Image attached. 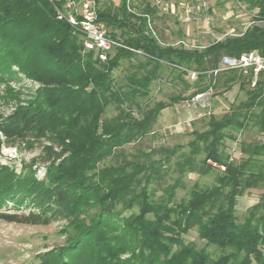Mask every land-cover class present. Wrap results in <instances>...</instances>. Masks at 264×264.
<instances>
[{
    "label": "trees",
    "instance_id": "obj_1",
    "mask_svg": "<svg viewBox=\"0 0 264 264\" xmlns=\"http://www.w3.org/2000/svg\"><path fill=\"white\" fill-rule=\"evenodd\" d=\"M245 1L257 9L254 23L240 35H227L203 48L163 45L147 31L146 19L130 13L124 1L115 7L106 4L99 16L111 36L127 47H117L101 60L57 17L51 1L0 0V82L22 74L38 83L11 113L0 114V149L4 139L42 138L60 148L58 153L54 146L47 148L43 177L31 165L23 164L17 172L0 162L1 219L33 225L65 222V243L37 254V264H264V78L247 89V98L232 112L211 117L209 129L196 131L189 151L177 145L155 152L159 158L145 153L144 160L124 158L99 166L118 157L117 149L150 133L163 109L190 99L212 80L202 73L186 82L194 89L189 96L143 106L140 101L149 96L166 64L186 75L177 66L205 71L224 55L251 50L264 55V0ZM141 9L156 12L148 1ZM139 56L143 59L125 76L126 82L118 83L115 69ZM221 74L227 89L237 82L241 88L251 83V77L238 70ZM110 105L117 113L105 118ZM258 107L260 112L255 111ZM250 122L263 139L240 140L241 156L235 163L226 141L236 136L226 130L243 131ZM178 150L174 167L179 176L156 197L153 183H161ZM209 161L226 169L218 170ZM213 170L217 172L211 185L195 184L176 199L184 174ZM251 189L261 193L240 222L238 197ZM194 227L207 246L230 252L213 258L206 247L186 241Z\"/></svg>",
    "mask_w": 264,
    "mask_h": 264
},
{
    "label": "rangeland",
    "instance_id": "obj_2",
    "mask_svg": "<svg viewBox=\"0 0 264 264\" xmlns=\"http://www.w3.org/2000/svg\"><path fill=\"white\" fill-rule=\"evenodd\" d=\"M146 1L150 0H135L136 8L143 7ZM164 1L171 8L172 13L158 10L154 13L153 21L157 36L163 45L180 46V41L183 40L186 45L182 44V46L187 48H203L225 33L243 32L257 11L250 8L245 0ZM189 15L191 19L187 20L186 17ZM142 59L143 57L139 56L132 60H123L122 65L113 73L117 82L125 83V76L135 70L139 60ZM263 78L264 75L261 74L257 81ZM186 82H191L187 75H179L176 69L166 64L160 71L159 77L152 82L149 96L140 102L143 106L153 107L158 102L168 104L174 97H187L194 89L187 87ZM37 86V82L22 74L0 82V114L11 113L17 103L25 100ZM226 87L225 76L222 74L217 76L214 96L207 108L189 105L186 99L167 106L160 112L150 133L117 149L118 157H109L99 166L114 164L124 158L144 160L145 153L153 155V158H159L161 155L155 152L164 148L172 149L177 145L183 146L182 150L189 151L188 144L195 138L196 131L202 132L209 129L211 117L220 119L224 114L232 112L235 106L247 98V89L253 88L247 81L242 88L240 82L235 83L231 89ZM261 110V107L255 109L256 112ZM116 113L115 106L110 105L106 110L105 118L112 117ZM226 132L236 136V139L228 138L226 141V151L231 156L230 160L235 163L239 162L241 156L240 140L263 139V134L253 122H250L243 131L231 127ZM49 146H54L55 153L60 151V148L48 138L4 139L0 149V162L15 166L17 172H20L23 164L31 165L36 169L37 175L43 177L46 171L45 162L49 159L47 152ZM180 152L181 150H178V153L173 156L171 166L166 165L167 172L161 183H153L152 188L156 189V197L162 195L163 186L173 183L178 178L179 173L174 163ZM216 172L217 170H213L205 175L194 172L184 174L181 178L184 186L177 189L176 199L185 197L195 184L202 187L211 185ZM260 193L258 189H251L238 197L236 214L240 222L244 221L249 208L257 202ZM64 223V221H55L48 225H33L8 222L0 218V264H37L39 261L37 254L65 243L66 236L61 233ZM185 239L193 241L198 248L206 247L213 258H218L223 252H230V249L222 250L215 245L207 246L205 240L199 237L196 227L190 230ZM252 264L257 263L253 261Z\"/></svg>",
    "mask_w": 264,
    "mask_h": 264
},
{
    "label": "built area",
    "instance_id": "obj_3",
    "mask_svg": "<svg viewBox=\"0 0 264 264\" xmlns=\"http://www.w3.org/2000/svg\"><path fill=\"white\" fill-rule=\"evenodd\" d=\"M49 1H51L53 4L57 17L68 22V24L78 34H80L85 49L94 50L101 60H106L117 47H127L121 42V40L111 36L110 29L99 16L100 9H102V7L106 4L118 6L122 1H124L126 8L130 13L136 16H142L146 19L147 31L158 38L154 27L153 15H151V13L144 12L141 8H136L135 0ZM149 2L158 11L172 13L171 8L164 0H150ZM190 17L191 16L189 15L186 17V19L190 20ZM253 23L254 21L252 20L251 23L246 26V29ZM243 32L225 33L215 41L221 40L227 35H240ZM180 43V45H186L183 40L180 41ZM177 67L181 71L186 72V75L189 77L191 82L195 81L202 73L208 74L212 79L205 90L195 93L190 99L187 100L189 105L207 108L210 106L211 99L214 96V85L216 83L217 76L227 70H238L243 75L251 77V85L254 87L258 77L261 74L264 75V55H262L258 50L244 52L240 56L224 55L221 57L219 64L216 67L205 71L187 68L185 66ZM209 163L218 170L224 171L226 169L224 164H218L213 161H209Z\"/></svg>",
    "mask_w": 264,
    "mask_h": 264
}]
</instances>
